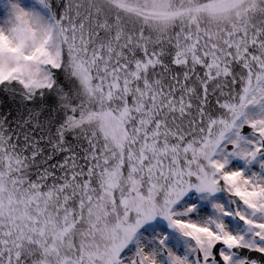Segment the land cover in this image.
Returning a JSON list of instances; mask_svg holds the SVG:
<instances>
[{"label":"snow or ice","instance_id":"snow-or-ice-1","mask_svg":"<svg viewBox=\"0 0 264 264\" xmlns=\"http://www.w3.org/2000/svg\"><path fill=\"white\" fill-rule=\"evenodd\" d=\"M0 264H264V0H0Z\"/></svg>","mask_w":264,"mask_h":264}]
</instances>
